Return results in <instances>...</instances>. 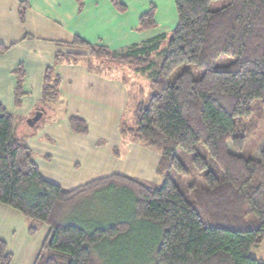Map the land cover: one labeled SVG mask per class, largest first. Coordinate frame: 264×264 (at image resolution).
I'll list each match as a JSON object with an SVG mask.
<instances>
[{"label": "trees", "instance_id": "trees-1", "mask_svg": "<svg viewBox=\"0 0 264 264\" xmlns=\"http://www.w3.org/2000/svg\"><path fill=\"white\" fill-rule=\"evenodd\" d=\"M77 1L81 8L84 0ZM175 8L169 36L114 51L77 36L60 42L134 64L147 76L150 94L137 103L127 132L158 151L160 184L120 173L73 189L49 182L0 104V203L49 227L34 264H261L250 251L264 239V148L258 158L238 156L228 142L242 149L241 119L254 100L264 106V0H175ZM154 13L151 6L141 15L139 30L156 25ZM11 46L1 44L0 54ZM155 56L162 57L157 68ZM84 58L56 52L54 64ZM187 64L202 73L185 68L171 77ZM59 81L52 65L45 68L42 105L59 100ZM68 122L73 132L88 133L84 118ZM188 175L201 179L186 184ZM37 230L29 226L31 235ZM0 264H11L2 239Z\"/></svg>", "mask_w": 264, "mask_h": 264}, {"label": "crops", "instance_id": "crops-1", "mask_svg": "<svg viewBox=\"0 0 264 264\" xmlns=\"http://www.w3.org/2000/svg\"><path fill=\"white\" fill-rule=\"evenodd\" d=\"M118 1L124 6L122 11L111 0H84L81 8L77 0H0V45H13L0 54V104L14 115L16 136L26 140L41 175L65 189L112 173L125 175L124 170L131 168L124 162L117 164L112 152L121 140L119 131L117 136L113 131H117L127 103L125 79H114L82 60L54 64L56 52L86 55L83 49L60 42L69 43L77 36L90 44L121 50L163 34L169 36L177 24L175 0ZM22 4L27 5L23 19L19 13ZM151 6L155 7L156 25L139 30V19ZM51 65L60 78V96L51 103H55V108L50 106L53 116L42 120L47 116V107L41 104L43 74ZM19 69L23 76L18 91L22 94L17 104ZM58 104L62 105L60 110ZM40 109L44 110L41 122L25 129L22 119L32 117ZM72 115L84 118L87 134L71 130L68 118ZM92 133L95 135L90 137ZM115 139L116 144H112ZM140 153L139 159L151 154L142 150ZM159 158L158 154L147 165L140 162L148 177L154 172L160 176L156 173ZM117 159L123 161L120 156ZM143 175L146 174L137 178L148 180ZM32 224L38 225L33 235L29 233ZM48 233L47 225H39L0 203V239L6 243L11 264H34Z\"/></svg>", "mask_w": 264, "mask_h": 264}, {"label": "rangeland", "instance_id": "rangeland-1", "mask_svg": "<svg viewBox=\"0 0 264 264\" xmlns=\"http://www.w3.org/2000/svg\"><path fill=\"white\" fill-rule=\"evenodd\" d=\"M80 49H83L85 51L84 53L86 54L84 55L85 58L82 60V62H85L86 60V62L90 64L91 68L98 69L96 71H101L103 73L104 72H106L107 74L109 73L114 79H118L119 81H121L123 78L125 79V80L123 79L124 80L123 82L125 83L124 86L127 89V103L125 106V110L123 112V117L121 118L117 126L118 128L122 126L121 128L127 134L122 135L120 133V129L118 128L117 131L116 129L113 131L115 136L118 135V131H119V135L121 138L119 142H117V139H115L112 142V144H116L115 142H117L118 144L117 146H114L112 150L113 160H116L117 164L124 162V166L131 168L124 170V173H126L125 175L137 178L138 176L141 177L142 173H144L146 174L143 175L144 178L148 179L145 181L151 182L153 184H160L162 182L161 177L160 176L157 177L156 174H154L155 172L153 173L154 178L153 175L148 177L147 170L141 167L142 165L140 163L143 162L146 165L153 163V160H156V157L159 154L158 151L149 148L141 143L135 142L133 140L132 135L127 132L128 129H134L135 127L134 110L137 106L135 103L142 99L147 100L150 94L151 91L150 81H148V79L145 76L136 73V67L134 64L132 65L122 64L119 63L118 61H115L110 56L105 57V56L92 55L90 53V49L87 47H80ZM155 57H156V65L154 67L157 68L162 62V57L161 56H155ZM185 68L189 69L192 72L193 76L195 77L199 76L202 73L201 69L191 64H187V65H181L179 68H177L174 71V73L171 75V77H173L174 75H176ZM51 105L52 104L45 105L47 107V111H45L44 114L47 116H43L42 120L53 116L54 113L50 109ZM53 105L52 108L54 107ZM61 107L62 105L58 104L57 106L58 110H60ZM252 107L253 109L251 115L247 118L241 119V124L244 131L243 133L245 135L243 148L240 150H235L231 142H228V148L230 151L234 152L238 156L258 158L260 151L264 148V106L261 104L260 100H254L252 102ZM27 119L28 118L22 120H23V127H25V129L28 130L31 129L32 127L26 124ZM40 122L41 121L39 120L37 123L39 124ZM19 130L20 128H17L18 132ZM94 135L95 133H92L90 137H93ZM144 148L147 150H145ZM141 150L145 152L148 151L151 154L141 157V159H139ZM118 156H120V158L123 161L118 160L117 159ZM153 156L155 157V159ZM114 166L115 165H113V167ZM200 179L201 176L188 175L183 178V181L187 184V182L194 183L199 181ZM250 254L254 258L258 259L261 264H264V239L262 242L255 244L251 247Z\"/></svg>", "mask_w": 264, "mask_h": 264}, {"label": "water", "instance_id": "water-1", "mask_svg": "<svg viewBox=\"0 0 264 264\" xmlns=\"http://www.w3.org/2000/svg\"><path fill=\"white\" fill-rule=\"evenodd\" d=\"M42 115H43V111L37 110L32 117H30L26 120L27 124L29 126L33 127L40 120Z\"/></svg>", "mask_w": 264, "mask_h": 264}]
</instances>
